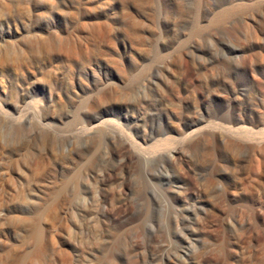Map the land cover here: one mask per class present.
Here are the masks:
<instances>
[{"label":"rangeland","instance_id":"1","mask_svg":"<svg viewBox=\"0 0 264 264\" xmlns=\"http://www.w3.org/2000/svg\"><path fill=\"white\" fill-rule=\"evenodd\" d=\"M0 264H264V0H0Z\"/></svg>","mask_w":264,"mask_h":264},{"label":"bare ground","instance_id":"2","mask_svg":"<svg viewBox=\"0 0 264 264\" xmlns=\"http://www.w3.org/2000/svg\"><path fill=\"white\" fill-rule=\"evenodd\" d=\"M209 129H211V130H218V129H220V130L228 131V129H226V127L220 126V125L219 126H217V125H211V126H209ZM230 131H232V130H230ZM199 133H200V130L199 131H196V132H193L192 135L190 136V138L191 139H194L195 137H197L199 135ZM171 156L172 155H170V157Z\"/></svg>","mask_w":264,"mask_h":264}]
</instances>
